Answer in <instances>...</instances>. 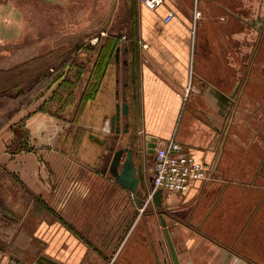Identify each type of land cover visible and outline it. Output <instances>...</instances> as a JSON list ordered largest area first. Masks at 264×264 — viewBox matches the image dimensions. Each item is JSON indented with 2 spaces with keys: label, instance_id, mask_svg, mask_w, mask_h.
<instances>
[{
  "label": "crops",
  "instance_id": "0c3cea01",
  "mask_svg": "<svg viewBox=\"0 0 264 264\" xmlns=\"http://www.w3.org/2000/svg\"><path fill=\"white\" fill-rule=\"evenodd\" d=\"M139 14V35L122 53L130 111L121 132L128 147L145 152L136 155L144 207L116 180L135 213L126 220L99 207L107 200L83 175L92 167L70 164L87 152L53 150L63 124L35 103L2 122L0 167L64 220L26 233L18 218L0 213V264H41V255L62 264H90L92 256L93 264H174L161 213L181 264H264V0H163L154 9L140 0ZM24 131L36 148L25 149ZM153 139L156 148L181 142L210 174L185 192L164 193L160 209L150 197Z\"/></svg>",
  "mask_w": 264,
  "mask_h": 264
},
{
  "label": "rangeland",
  "instance_id": "374dc122",
  "mask_svg": "<svg viewBox=\"0 0 264 264\" xmlns=\"http://www.w3.org/2000/svg\"><path fill=\"white\" fill-rule=\"evenodd\" d=\"M139 13L140 0H0V71L8 72L19 84L16 88L11 83V96L0 101L1 122L35 103L39 104L36 110L56 117L63 124L62 135L55 148L45 149L75 156L87 152L84 162L79 158L70 164L92 167V172L85 169L83 175L92 184L91 190L107 200L99 207L120 212L126 220L135 213L134 199L127 190L117 188L109 165L118 148L133 142L105 123L115 111L117 89L123 101L128 72L123 58L127 55L121 54L117 62L116 52L127 42L134 45L140 32ZM24 138L25 149L36 148L26 131ZM91 152L100 156L95 158ZM138 171L142 176L139 195L145 198L144 173L141 168ZM17 181L0 167L1 214L18 218L26 233L38 224L64 220L46 199ZM37 246L39 253L43 251L42 243ZM37 255L31 260L35 262ZM94 258L90 257V264Z\"/></svg>",
  "mask_w": 264,
  "mask_h": 264
},
{
  "label": "built area",
  "instance_id": "2783aa9c",
  "mask_svg": "<svg viewBox=\"0 0 264 264\" xmlns=\"http://www.w3.org/2000/svg\"><path fill=\"white\" fill-rule=\"evenodd\" d=\"M163 0H142L147 7L154 9ZM173 13L165 18L170 21ZM152 171L153 191L150 197L162 189L164 193L185 192L198 180L210 178L207 164L198 160L181 142L172 139L159 144L155 151Z\"/></svg>",
  "mask_w": 264,
  "mask_h": 264
},
{
  "label": "water",
  "instance_id": "95a60500",
  "mask_svg": "<svg viewBox=\"0 0 264 264\" xmlns=\"http://www.w3.org/2000/svg\"><path fill=\"white\" fill-rule=\"evenodd\" d=\"M129 46L127 43L123 46V48H118L116 52V60L117 62L120 61V57L122 53H128ZM127 63V61H125ZM119 95L120 92L117 91ZM130 111V107L127 101L125 102H117L116 105V112L111 117V130L120 133L121 131L128 132L129 131V123H126V126L122 128L121 126V117L122 115H128ZM147 146L150 147V152L154 153L157 140L153 139L147 143ZM136 156V149L133 147L122 146L118 148L112 157L111 164H110V172L114 176L115 180L130 190L139 206V208H143L146 199L139 195V186L141 182V177L138 174V165L135 160ZM163 197L164 192L162 189L157 190L153 196V202L157 208H161L163 206ZM161 221L162 225L165 228L166 237L168 240V245L174 260V264H181L179 260V256L174 245L170 230L168 228L167 221L164 215L161 213ZM41 264H62L46 255H41L38 260Z\"/></svg>",
  "mask_w": 264,
  "mask_h": 264
},
{
  "label": "trees",
  "instance_id": "16d2710c",
  "mask_svg": "<svg viewBox=\"0 0 264 264\" xmlns=\"http://www.w3.org/2000/svg\"><path fill=\"white\" fill-rule=\"evenodd\" d=\"M0 73H1V76H0V100H1L5 97L8 98L11 96V94L9 92V87H10L11 83L15 84V85H13V87H16V88H17V86H19V84L18 83L16 84L15 82H13V80L11 78L12 75L8 74V72L0 71ZM2 73H4V74H2ZM14 78H16V76H14ZM1 126H2V122H0V127Z\"/></svg>",
  "mask_w": 264,
  "mask_h": 264
},
{
  "label": "bare ground",
  "instance_id": "6f19581e",
  "mask_svg": "<svg viewBox=\"0 0 264 264\" xmlns=\"http://www.w3.org/2000/svg\"><path fill=\"white\" fill-rule=\"evenodd\" d=\"M110 125H111V122H110ZM108 129L110 130V126L108 125Z\"/></svg>",
  "mask_w": 264,
  "mask_h": 264
}]
</instances>
